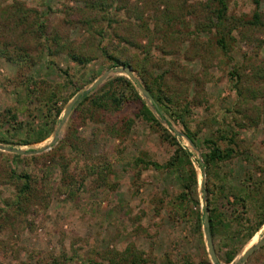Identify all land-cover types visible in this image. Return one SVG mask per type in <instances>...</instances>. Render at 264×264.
I'll list each match as a JSON object with an SVG mask.
<instances>
[{
	"label": "rangeland",
	"instance_id": "obj_1",
	"mask_svg": "<svg viewBox=\"0 0 264 264\" xmlns=\"http://www.w3.org/2000/svg\"><path fill=\"white\" fill-rule=\"evenodd\" d=\"M112 1L113 6L111 0H0V47L7 50L0 57V139L8 140L0 143L30 151L51 142L71 99L115 68L109 67L98 49L102 40L109 51L123 53L133 64L141 63L148 80L165 77L178 102L193 100L188 119L197 132L195 142L191 139L195 148L171 129L184 132L181 123L153 112L190 151L198 184L195 188L183 174L187 166L164 170L137 163L139 157L166 163L175 153L160 127L137 116L140 103L125 102L120 110H98L92 116L73 114L77 104L58 142L47 150L13 159L15 152L0 149V264H52L56 257L68 264H113L128 254V248L143 253V264H168L169 260L213 264L204 232V206L209 213V200L202 153L208 150L204 139L219 138L218 130L224 126L238 133L239 147L235 157L219 163L220 172L227 174L228 188L210 199L225 219L222 232L212 235L213 244L219 260L229 264L227 252L238 250L236 259L264 238L263 224L251 238L241 241L236 231L239 222L232 219L236 209L244 217V226L249 225L247 217L255 224L264 206V73L260 80L254 78L257 67L264 66V25L235 31V38L229 39L231 51L225 55L215 45L207 0ZM260 1L264 22V0ZM18 4L31 11L25 21L4 13ZM230 7L233 16L246 19L255 10L253 0H230ZM34 10L46 28L47 35L39 40L33 35L38 29L33 26ZM166 12L176 22L167 28L163 25L164 32L180 33L170 35L163 44L155 25ZM70 45L89 62L73 60L66 51ZM142 48L153 54L151 62L144 60ZM133 72L145 86L144 75ZM236 74L242 75L237 90ZM119 75L125 74L114 73L106 81ZM30 92L37 96H29ZM51 92L62 113L47 138L23 144L28 137L34 139L38 128L49 129L43 103ZM7 109L18 112V121L24 125L19 132L13 128L17 124L4 116ZM128 118L133 119L130 128L126 125L120 135L112 133L114 125L120 127ZM11 167L28 171L37 181L39 196L26 211L6 207L21 184L9 176ZM242 181L251 195L245 209L234 196L243 193ZM63 182L70 184V191L61 188ZM183 192L197 195L199 205L187 207L180 200ZM242 264H264V244Z\"/></svg>",
	"mask_w": 264,
	"mask_h": 264
},
{
	"label": "trees",
	"instance_id": "obj_2",
	"mask_svg": "<svg viewBox=\"0 0 264 264\" xmlns=\"http://www.w3.org/2000/svg\"><path fill=\"white\" fill-rule=\"evenodd\" d=\"M208 3H206V8L208 11V15L211 21L210 29L212 30L214 28L216 39H215V45L219 49L221 53H224L225 55L229 54L231 51V45L229 39H234V32L237 30H244V28L250 29V28H260L264 25V22L262 20V15L260 12V0H253V3L255 4V10L253 13V16L251 18L246 19L243 16H233L231 14V7H230V0H207ZM113 6L115 4V1L110 2ZM110 6V4H109ZM13 8V10L11 9ZM8 11H5L4 13L11 16L12 19L21 18V21H25V15L28 16V12L30 9H24L19 4L16 5L15 8L11 7ZM35 15V22L33 26H37V32L33 31V35H35V39L39 40L41 36L47 35L46 34V28L45 24L38 21L39 17L41 15H38V12L34 10ZM27 12V13H26ZM31 12V11H30ZM33 12V11H32ZM24 14V15H23ZM24 16V18H22ZM159 22V21H158ZM175 21H173L172 16L169 12H166L164 19L162 22L156 23L155 30L157 33L162 34L161 37H157V39H161L163 41V44H167L168 41L171 39L170 35L174 36L176 33H180L179 31H169L168 33L162 28L163 25L165 27L171 26ZM164 27V28H165ZM89 31L95 34V32L92 30V27H89ZM156 40V38H152L151 41ZM55 42H58L56 38H54ZM48 42H50L48 40ZM103 41L100 40L98 43V49L102 53V55L109 61V67H116V66H129L132 68L133 71H138L140 74H145L146 70L141 68V63L133 64L132 59L128 58L127 56L123 55V53H113L107 49V47L102 46ZM1 46V44H0ZM66 44H64L62 47H65ZM72 45H70L66 51L67 54L75 61L86 64L89 62L88 58H85L82 55H79L78 51L75 49H72ZM163 49L165 47H162ZM165 50V49H164ZM144 51V60L151 62L153 59V54L149 53L148 51ZM7 50L0 47V57L4 56V54L7 55ZM166 52V51H165ZM170 54V53H168ZM236 72H238L237 69H235ZM257 75L254 78H258L259 80L262 78L261 72L264 73V66L263 67H257L256 69ZM236 72H232L234 75ZM165 76V75H164ZM238 77V81H236V90H237V82H241L242 75L236 74ZM258 76V77H257ZM145 77V75H144ZM144 84L146 88L151 92L153 97L155 98V103L157 105V112L160 115L162 119L166 118V115L170 117L175 122L181 123L184 127V132L195 142V137L197 136V132H194L189 123V116L191 114V105L193 104V100H190L186 98L187 100L181 103L178 102V96L170 87V85H165V77H160L156 79V77L152 80H148L146 77L144 79ZM32 97H36L34 93L30 92V95ZM55 93L51 92L50 95H47L44 99L43 105L45 106V117H46V126H49V129L40 127L35 131V137L34 139L27 138L24 139L22 142L23 144H28L32 142H38L42 141L45 138L49 136L51 133V130L53 126L56 124V120L59 118L60 114L62 113V108L57 106V99H55ZM83 99V100H82ZM79 102L77 107L74 109L73 114H84L85 112L92 116L94 112L98 110L102 111H117L120 110V108L123 106L125 102H138L140 103V108L137 113V116H142L146 121L151 123L154 126H158L161 128V134L164 140L169 141L174 147H175V153L172 155V157L166 162V163H159L157 161L152 160H146L142 158H138L137 163L142 162L145 166H153L156 169H164V170H184L183 166H187L186 171L183 172V174L187 175V179L190 181L191 185H193L195 188L198 184L197 179V172L194 167V165L191 162L190 159V151L181 145V143L178 141L177 137L170 134L168 129L162 124L161 118L157 117L153 110L148 106L147 102L141 97L138 89L136 88L135 83L128 78L125 75H119L113 79H110L103 83L96 91H94L92 94L89 95V93H86L84 97ZM246 102L248 99H245ZM52 115L54 118H52ZM4 116L7 117L8 120L11 121L14 125V129L16 131H20L23 128L22 122L18 121V112L13 111L12 109H7V111L4 113ZM133 124V119H126L124 120V124L120 127L114 125L112 127V133L114 134H121V129H124L126 125L128 128H130ZM240 126H243L242 124H239ZM219 132V138L213 139V138H207L204 139V144L206 145V152L202 153L203 156V167L206 169V176H207V195L209 200V221H210V230L211 234L215 236L216 234H219L222 232L223 225L225 223V219L223 218V213L219 211L218 207L213 206V200L210 199H216L219 195L224 194L226 189L228 188V180H227V174L221 173L219 169V163L227 161L235 157L237 154V145L236 142V136L237 132H233L232 130L228 129V126H224L223 128L218 130ZM8 142L7 138L2 137L0 139V142ZM2 153V152H1ZM13 159L15 158H21L22 155L18 153H12ZM7 156V154H6ZM34 156V155H32ZM10 166V165H9ZM109 166L106 164L105 168H108ZM9 176L16 180L17 182H20L21 184L18 185V191L13 199H10L6 202V207H13L17 208L18 210L22 211L30 208L32 205V202L36 200L39 196L38 194V187H37V181L33 180V176L28 172H18V170L14 167H11L9 170ZM216 179V180H215ZM71 184H73L71 182ZM242 192L241 194L235 195V202L243 205V209H245L247 205L248 199H250V192H247L248 185L245 184L244 181H242ZM68 185L64 182L61 184V188L64 186L67 192L70 191L68 189ZM189 185V188L190 186ZM63 191V190H62ZM65 191V192H66ZM233 194V193H232ZM227 199L229 198V195L227 194ZM180 200L183 203L187 204V207L191 204L199 205V200L197 195H193V197L189 196V193L183 192L181 194ZM245 207V208H244ZM262 208V207H261ZM238 210L235 209V211L232 213V219L234 218L235 221L239 222L240 228L237 229V234L242 237L243 242L251 238L254 233L264 224V206L263 210L258 213L256 218L255 224L252 223L254 219H251L250 217H247L245 221L249 224L248 226H244L241 221L244 220V217H241L239 215ZM246 212V211H245ZM126 255H124L121 259H118V261H114L113 264H143L145 262V257L143 256V253L136 251L135 249L128 248ZM238 253V250H231L227 252L226 254V262L230 263L235 258L236 254ZM168 264H176L173 263L171 260L167 261ZM52 264H68V260H61L60 258H54L52 261ZM95 264V263H94ZM182 264H195L191 260H186Z\"/></svg>",
	"mask_w": 264,
	"mask_h": 264
},
{
	"label": "water",
	"instance_id": "obj_3",
	"mask_svg": "<svg viewBox=\"0 0 264 264\" xmlns=\"http://www.w3.org/2000/svg\"><path fill=\"white\" fill-rule=\"evenodd\" d=\"M114 73L125 74L128 78H130L137 85L138 89L141 91V93L145 97L147 103L152 107L153 111L155 113H158L157 112V105L155 103V100H154L152 94L150 93V91L144 85L141 84L139 79L134 74L132 68L129 67V66L115 67V68H111V69L105 71L85 91L77 93L71 99V101L66 106V108L64 110V113H63V116H62V118H61V120H60V122H59V124H58V126H57V128L55 130V132H54L53 139L51 140V142L48 145L43 146L39 150L32 149L30 151H27V150H24V149L15 148V147H11V146L4 145V144L0 143V149L4 150V151L15 152V153H18V154H21V155L22 154H35V153L41 152L43 150H47L48 148H50L51 146H53L55 143L58 142L60 131H61L62 127L66 123V121L69 118V116H70L71 112L73 111L74 107L84 97V95L86 93H88L89 91L94 90L95 88H97L100 84H102L104 81L109 79L112 76V74H114ZM171 129L178 136L184 137L186 140H188V142L192 145V147L195 148L194 142L191 140V138L185 132L179 131L178 129H176L173 126L171 127ZM204 182H205V179L202 180V185H201L202 189L204 188V184H205ZM203 199H204V201L206 200V195L205 194L203 196ZM204 207H205L204 232H205V238H206L209 254L211 256L213 264H224V263H222L219 260V258L217 256V253H216V250H215V247H214V244H213L211 230H210V221H209V216H208V207L207 206H204ZM263 244H264V238L260 239L254 245L250 246L238 258L234 259L229 264H242L243 262H245L248 259V257L252 253H254L257 249H259Z\"/></svg>",
	"mask_w": 264,
	"mask_h": 264
}]
</instances>
